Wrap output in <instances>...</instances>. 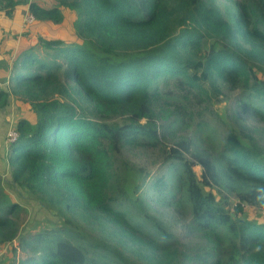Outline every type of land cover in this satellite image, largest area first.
I'll return each instance as SVG.
<instances>
[{"label": "trees", "instance_id": "16d2710c", "mask_svg": "<svg viewBox=\"0 0 264 264\" xmlns=\"http://www.w3.org/2000/svg\"><path fill=\"white\" fill-rule=\"evenodd\" d=\"M21 1L0 0V14ZM38 1L28 2L34 19L70 15L73 36L36 34L11 61L0 109L12 95L25 112L5 153L9 182L57 220L18 237L23 208L0 178V244L18 239L0 264H264V222L241 215L264 210V130L228 129L218 167L188 138L165 144L195 103L224 89L264 122V0H242L236 25L217 0ZM149 148L165 153L166 173L183 169L186 240L158 217L180 206V187L127 157Z\"/></svg>", "mask_w": 264, "mask_h": 264}, {"label": "rangeland", "instance_id": "374dc122", "mask_svg": "<svg viewBox=\"0 0 264 264\" xmlns=\"http://www.w3.org/2000/svg\"><path fill=\"white\" fill-rule=\"evenodd\" d=\"M23 1L24 0L19 4H24ZM241 1L242 0H217L223 15L233 25H236L238 5ZM70 19L71 16L67 15L62 24L51 26L43 22L41 24L42 26L36 23H31L30 26L33 33L69 38L73 36L71 34ZM38 51L41 53L40 50ZM256 74L260 79H264L263 68L257 70ZM237 96V90L229 92L224 89L218 96L211 97L210 101H201L199 104L195 103L190 109L191 117L188 122L177 121L172 125L170 131L165 136L166 146L169 147L174 145V140L176 138H188L191 141L192 153L209 156L213 160L215 166H223V162L218 158V154L223 143L224 135L228 129L231 127L235 128L238 123H241L248 131L253 132L258 139L261 137L260 131L264 130V122L258 120V118L251 113L239 111L235 104V98ZM170 111L174 114L171 109ZM21 115L22 113L20 116ZM262 142L264 144V140ZM5 151L7 152V148ZM185 155L188 159L195 161L190 154L186 153ZM127 157L131 161L140 162V164L143 165L149 175L148 179L166 173L165 166L167 159L165 153L159 148L142 149L140 152L138 150H133L127 153ZM2 158L0 161V178L3 179L2 184L9 192L11 198L19 202L23 208L21 210L18 237L34 232L44 224H50L56 221L57 216L55 214L42 207L37 201L27 196L22 189L16 188L14 184L9 182V166L6 159L2 162ZM192 169L197 177L201 178V166L195 163ZM167 171L168 180L180 187V191H182L179 197L180 206L174 208H159L158 217L163 225L171 230V232L177 234L181 239L186 240L185 231L187 223L189 222V207L183 192L184 172L181 165H177L175 170L168 169ZM211 190L215 191V189ZM226 194L229 197V205H233L236 201L234 195L229 192H226ZM241 215L264 222V210L258 209L252 205H244ZM17 243L18 239H15L6 247L4 252L5 255L3 254L1 257L2 259L0 258L2 260L1 262H11L9 258L10 250L15 247ZM22 248L23 247L16 248L15 252L19 257L25 254Z\"/></svg>", "mask_w": 264, "mask_h": 264}, {"label": "crops", "instance_id": "0c3cea01", "mask_svg": "<svg viewBox=\"0 0 264 264\" xmlns=\"http://www.w3.org/2000/svg\"><path fill=\"white\" fill-rule=\"evenodd\" d=\"M28 2L29 0L24 4L16 5L12 17H6L2 13L0 14V87L3 89L8 90L9 87L8 73L11 61H13L23 48L32 43L34 41L33 38L36 37L35 35L37 33L32 32L30 24L36 23L41 25V23L37 22L35 19L31 22L26 20V16L29 14ZM38 2L42 3L46 1L39 0ZM42 4L45 5V3ZM21 113L24 115L23 110L16 106L13 96L9 95L8 103L4 108L0 109L1 158L5 155V150L7 148V143L5 141L6 130L9 126L14 125ZM3 158L2 162L6 157L4 156Z\"/></svg>", "mask_w": 264, "mask_h": 264}, {"label": "built area", "instance_id": "2783aa9c", "mask_svg": "<svg viewBox=\"0 0 264 264\" xmlns=\"http://www.w3.org/2000/svg\"><path fill=\"white\" fill-rule=\"evenodd\" d=\"M29 1H34V0H29ZM34 17L32 16V14H27L26 16V20L28 22L33 21ZM18 136V133L15 129L14 125H11L8 127L7 131H6V136H5V141L7 143V145H9L11 142L15 141L16 138ZM14 241V240H13ZM12 242H7L5 244H0V258L2 257V255L4 254L6 247H8Z\"/></svg>", "mask_w": 264, "mask_h": 264}]
</instances>
